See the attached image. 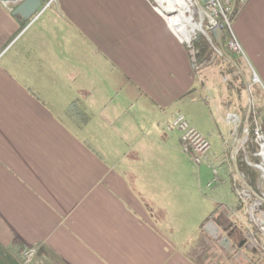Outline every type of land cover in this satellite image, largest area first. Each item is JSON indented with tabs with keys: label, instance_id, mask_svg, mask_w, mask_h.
<instances>
[{
	"label": "crops",
	"instance_id": "obj_1",
	"mask_svg": "<svg viewBox=\"0 0 264 264\" xmlns=\"http://www.w3.org/2000/svg\"><path fill=\"white\" fill-rule=\"evenodd\" d=\"M40 1L29 19L0 2V55L54 8L32 50L0 58V264L31 248L32 264H192L208 192L217 207L230 194L249 95L264 132V0L232 18L235 73L224 57L193 69L148 0ZM199 102L215 140L192 170L167 127L181 113L197 129ZM212 168L221 182L207 187Z\"/></svg>",
	"mask_w": 264,
	"mask_h": 264
},
{
	"label": "rangeland",
	"instance_id": "obj_2",
	"mask_svg": "<svg viewBox=\"0 0 264 264\" xmlns=\"http://www.w3.org/2000/svg\"><path fill=\"white\" fill-rule=\"evenodd\" d=\"M148 1L155 8L158 4L164 16L167 14L170 15V17L167 18V21L175 34L179 35L180 33L175 27V21H173V18L178 12L187 13L195 24L199 25L202 23V28L200 29L205 32V27L207 25L206 18L196 5H191L186 0ZM174 1H177L178 11H174L171 8V2ZM201 6L203 7L204 5L202 4ZM53 10L54 8L48 10L42 19L36 23L34 22L42 13L37 19L33 18L31 23H29L18 37L12 41L11 45L2 51L0 58L5 55L3 58L4 61L5 59L14 58L17 52L25 49L28 51L32 50V47L30 46L31 40L34 36L40 33L42 23L49 18L53 13ZM182 22L185 23L184 20ZM33 23L34 25H32ZM200 29L192 32L191 38L195 39L196 35L200 34L204 36L207 41H210L208 34L206 32V34L202 33ZM183 39L185 41L190 40L184 37ZM192 39L190 45H192ZM215 53V56L217 57H214L215 59L224 60L222 59L223 56H219L216 51ZM247 67L249 71H251L248 64ZM252 83L253 88L250 90L251 97L254 96L255 88H260L259 83ZM240 87L242 88L243 86L240 85ZM187 109L190 114L193 115V113H195L198 116L199 121L197 129L204 136H208L211 141H214L215 138H212L210 124L206 122L207 118L205 117V112L207 111V107L204 103L199 102V106H197L196 109H192L191 107H188ZM244 115L246 116V112ZM255 158L258 159L257 157ZM244 162L251 168H253L254 165H257L254 164V161L248 159L247 156H245ZM255 170L258 171L257 169ZM258 173L259 176L256 190L250 191L239 181L232 165H230V181L225 179L226 181L222 185V187L229 191L230 194H227L226 191H220L219 194L225 195L226 199L224 202L222 201L223 204L218 207L216 204L217 199L213 197V194H209L208 192L207 198L209 199L205 201V208H207L208 215L205 217L206 219L203 221L200 228H198V232L196 234L188 235V260H191L193 262L192 264H264V203L258 201L256 198L257 195L264 199V180L262 179L261 173L259 171ZM231 185L232 188L235 189L236 201L240 203V205H237V208H234L236 203H232L233 200H235V196L231 191ZM253 228H256L259 231V234L256 237L253 235Z\"/></svg>",
	"mask_w": 264,
	"mask_h": 264
},
{
	"label": "built area",
	"instance_id": "obj_3",
	"mask_svg": "<svg viewBox=\"0 0 264 264\" xmlns=\"http://www.w3.org/2000/svg\"><path fill=\"white\" fill-rule=\"evenodd\" d=\"M245 0H240V4H242ZM191 5H196L194 2H189ZM199 3H201L199 1ZM236 0H206L203 4L204 11L207 15L214 21L213 27H210L207 23L205 32H211L212 29H218L221 31V36H225V49L233 54H241V48L236 41L232 30V14L235 8ZM202 5V3H201ZM158 13L159 10L155 9ZM170 15L167 14L163 16V19L169 28V30L173 33V35L177 38V40L187 45L188 48L191 49L192 56L195 57L199 54V51L196 47H194L195 39L190 38L189 41H185L181 35L175 34L169 23L167 18ZM206 18V17H205ZM207 22V19H206ZM200 28H202V23L199 24ZM202 33H205L200 29ZM205 33V34H206ZM192 39V45H190V41ZM215 51L219 56H222V52L219 48H215ZM253 82H256V79H253ZM168 130H174L178 132L180 136L181 148L183 153H185L191 162V169L197 170L201 165H203L206 161L209 160L211 156V144L207 137H205L202 133H200L197 129L190 125L185 116L181 113H176L171 122L168 124ZM253 143L256 146L255 157L260 160V163L256 166H259L264 170V135L262 128L256 122L253 123ZM220 183L219 173L216 168L211 169V179L208 183V187H212L218 185ZM264 232V229H263ZM36 255V249L31 248L21 254V262L22 264H32L33 259Z\"/></svg>",
	"mask_w": 264,
	"mask_h": 264
},
{
	"label": "trees",
	"instance_id": "obj_4",
	"mask_svg": "<svg viewBox=\"0 0 264 264\" xmlns=\"http://www.w3.org/2000/svg\"><path fill=\"white\" fill-rule=\"evenodd\" d=\"M239 7H240V0H236V4H235V8L233 10L231 20L237 14ZM159 14H161V16H164L162 11H161V8L159 10ZM207 34H208V37L210 38V41H207V39L200 34L196 35L194 47H196L198 49V51H199L198 55L193 57L191 49L188 48L189 55H190V58L192 60V68L193 69H196L197 67H201V66H206L208 64H212L214 62V60H216L215 58H217L215 56V54H216L215 48H218L217 43H216V41H215V39H214V37L210 31L207 32ZM221 43L223 45L225 52L229 55H232L229 51H227L225 49V46H224L225 45V36L224 35L221 36ZM222 59H224V58H222ZM227 65L230 67L232 72H234V73L236 72L235 68L231 64H229L227 62ZM244 119H245V115L243 117V121H244ZM253 123H254V119L252 117V114H250V117H249V135H248V138L244 144L243 150H239L237 153V165H238V170L241 173V175H243L246 184L250 187V189L252 191H255L259 173L255 169L247 166V164L244 162V158H245V156H247L248 159L254 161V164L259 163V159H256L254 157V154L256 153V146L253 144V131H252ZM237 205H240V203L238 201L236 202V206L234 208H237ZM208 220H209V218H208ZM258 234H259V231L256 228H253V235H255V237H256Z\"/></svg>",
	"mask_w": 264,
	"mask_h": 264
},
{
	"label": "water",
	"instance_id": "obj_5",
	"mask_svg": "<svg viewBox=\"0 0 264 264\" xmlns=\"http://www.w3.org/2000/svg\"><path fill=\"white\" fill-rule=\"evenodd\" d=\"M187 2H194L196 4V7L201 11V13H203V15L206 17L207 19V23L210 27H213L214 25V21L207 15V13L204 11L203 7L201 6V3L204 4L206 2V0H186ZM199 1L201 3H199ZM1 3L4 4H16L18 2H20L14 9L13 11V15H19L20 17H22L23 19H29L31 17H33L36 12L38 11V9L41 6V1L40 0H0ZM157 3V2H156ZM157 10H160L159 5L157 4V7L155 8ZM211 33L217 43L218 48L220 49V51L222 52V56L233 66L235 67L237 70V66L235 64V62L233 61V59L231 58V56L229 54H227L223 48V45L221 43V31L218 29H212ZM239 71V70H238ZM246 90L249 93V89L246 86ZM251 114V98L249 95V102H248V106H247V112H246V116L244 119V125H245V129L241 135V137L239 139H237L235 141V145L232 148V155H231V163L234 169V172L237 176V178L239 179V181L250 191H252L250 189V187L246 184L245 180L243 179L242 175L240 174L239 170H238V165H237V153L239 151V147L240 145H244L248 135H249V117ZM253 168L257 169L261 175H262V179L264 180V170L262 168H260L259 166L254 165ZM256 198L258 199V201L264 203V199L262 197H259L256 195Z\"/></svg>",
	"mask_w": 264,
	"mask_h": 264
},
{
	"label": "bare ground",
	"instance_id": "obj_6",
	"mask_svg": "<svg viewBox=\"0 0 264 264\" xmlns=\"http://www.w3.org/2000/svg\"><path fill=\"white\" fill-rule=\"evenodd\" d=\"M171 8L174 11H178L177 1L171 2ZM183 20L185 23L182 22ZM173 21H175V27L180 32H178L179 35L186 39H190L192 32L200 29V26L198 24H195L190 19V16L187 13L178 12L177 15L173 18Z\"/></svg>",
	"mask_w": 264,
	"mask_h": 264
}]
</instances>
